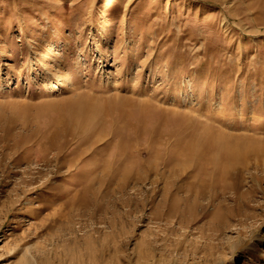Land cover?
I'll list each match as a JSON object with an SVG mask.
<instances>
[{
  "label": "rangeland",
  "instance_id": "obj_1",
  "mask_svg": "<svg viewBox=\"0 0 264 264\" xmlns=\"http://www.w3.org/2000/svg\"><path fill=\"white\" fill-rule=\"evenodd\" d=\"M0 264H264V0H0Z\"/></svg>",
  "mask_w": 264,
  "mask_h": 264
},
{
  "label": "bare ground",
  "instance_id": "obj_2",
  "mask_svg": "<svg viewBox=\"0 0 264 264\" xmlns=\"http://www.w3.org/2000/svg\"><path fill=\"white\" fill-rule=\"evenodd\" d=\"M106 12H107V10L104 11V14H106ZM51 56H52L51 51L47 50L38 56L37 61L40 62V61L50 60ZM71 106L73 107L74 111H76V110L84 111L85 113L79 115L78 117L71 118V119L67 120L65 123H67L71 126H77L78 124H80L81 128H85V129H81L84 131H94L97 129V128L92 127L94 124L93 113L96 112L97 110H99V106L97 104L92 103V100L89 98H82L79 101H77L76 103L72 104ZM145 107L148 108L151 106L147 107V104H146ZM58 123L64 124L63 118H59ZM76 135H77V133H76ZM206 139H207L208 143L206 145V149L203 148V150L207 153H206V157L201 161V163L204 166L211 164L212 156H210V155L208 156L207 155L208 152L211 151L213 148L219 150L220 156L222 155L223 160H226V162L224 163V165L222 167V169H223L222 172H224V175H225V173H226V175L229 173V171L232 167L231 162L235 157L236 158L242 157L241 153H244V152L248 153L250 150V149H245V148H232V147H228V146H221L218 142L220 140V138L213 137L212 135H208ZM52 140L55 141V137ZM197 142L198 141L196 139L194 141V143H197ZM204 147H205V145H204ZM228 148H229L230 152L227 151ZM257 151H259V150H257ZM184 152H186V151H184ZM196 152H197V150L192 148V149L187 151L186 156L189 158V160H191V157H194L193 161H196V157L198 156V153H196Z\"/></svg>",
  "mask_w": 264,
  "mask_h": 264
}]
</instances>
